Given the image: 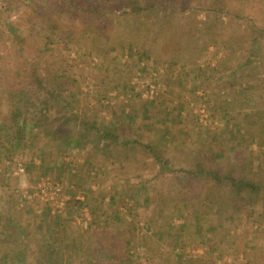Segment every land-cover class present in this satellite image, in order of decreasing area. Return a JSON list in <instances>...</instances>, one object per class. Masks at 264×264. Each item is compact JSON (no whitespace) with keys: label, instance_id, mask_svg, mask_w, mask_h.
Listing matches in <instances>:
<instances>
[{"label":"rangeland","instance_id":"obj_1","mask_svg":"<svg viewBox=\"0 0 264 264\" xmlns=\"http://www.w3.org/2000/svg\"><path fill=\"white\" fill-rule=\"evenodd\" d=\"M69 1L0 0V264H264L260 196L234 211L227 186L208 199L213 183L193 173L244 159L264 188V1L227 0L242 18L223 16L182 55L179 17L205 19L206 0H190L159 57L123 0L97 2L87 34L89 0ZM55 6L57 28L42 27ZM246 85L257 110L241 108Z\"/></svg>","mask_w":264,"mask_h":264},{"label":"trees","instance_id":"obj_2","mask_svg":"<svg viewBox=\"0 0 264 264\" xmlns=\"http://www.w3.org/2000/svg\"><path fill=\"white\" fill-rule=\"evenodd\" d=\"M83 1V0H81ZM101 0H89L90 9L88 10L89 15L85 20H81L83 24L84 34L87 32H91L92 24L96 23L94 20L97 2ZM111 2L113 0H110ZM125 2L124 7L127 9L125 12L131 17V29H137L143 38H147L148 46L147 53L152 56L151 52H154V55L159 57V46L162 42L168 40V31L170 29L173 30L175 26V20L178 17L177 11L183 12L186 9H189L188 3L190 0H123ZM264 1V0H263ZM181 2V7L178 8ZM64 3V2H63ZM80 1L71 0L67 5L68 8H76ZM66 4V3H64ZM60 7V6H59ZM59 7H54L51 12H48L46 15V11L42 13L41 23L42 27L46 28H57L56 19H52V13H58V9L62 11L63 9ZM231 8V7H229ZM228 8L227 0H206L203 1L201 5V10L204 11L205 19L199 21L201 24H198V21L194 20L192 14L185 13L183 16L179 17V19H183L182 27L186 28L187 35L184 36L181 42L182 46V55L185 53H194L200 51L198 37L202 35H206L208 33L211 34V38L215 37L212 30L220 27V23L223 20V16L229 15L233 18L240 19L242 15H239L236 10H231ZM177 11H176V10ZM228 9V10H227ZM230 10V12H229ZM59 11V13H60ZM236 11V13H234ZM93 12V13H92ZM152 18V20L150 19ZM135 32V33H136ZM10 35H13L12 32H9ZM248 35L252 41L257 40V36L254 35V32L240 35L238 41L243 40V36ZM141 37V38H142ZM9 38H12L11 36ZM133 43L138 45V41L136 39L133 40ZM185 52V53H183ZM148 56V55H147ZM169 58H176L177 55H168ZM181 56L178 59H181ZM171 60V59H169ZM37 79H40L38 77ZM51 94V91L49 92ZM239 99L240 105L243 110H257L260 108V94H258V90L253 85H246L240 88L239 91ZM16 109L11 112V121L14 124L21 122L22 124L25 122V115ZM76 118L75 115H73ZM251 123H253L251 121ZM82 125L85 127L96 128L95 125H88L87 121H82ZM259 129L261 134L264 135V123L259 125ZM104 138L111 139L113 141L117 140V135L111 132L110 130L103 129L100 131ZM25 133V127H16L15 137L22 138ZM261 138V137H260ZM261 142V141H260ZM160 164L164 169H167L166 161H162L158 158ZM207 163V162H206ZM221 167H213L208 163L203 164L198 170L193 172L194 174L204 173L207 177L206 179L213 183L209 185V188L205 191V197L213 200H217V191L213 190V188L217 186H227L229 189V195L227 197V202L234 211H238L240 207L244 204L245 194L248 193L247 198L252 194H256L255 196H260L261 203L264 206V188L260 187L259 184L255 182V174L256 170L254 167L246 160L239 159L236 160L235 163H229L224 168ZM169 170V169H168ZM251 197V202L254 201V197Z\"/></svg>","mask_w":264,"mask_h":264},{"label":"built area","instance_id":"obj_3","mask_svg":"<svg viewBox=\"0 0 264 264\" xmlns=\"http://www.w3.org/2000/svg\"><path fill=\"white\" fill-rule=\"evenodd\" d=\"M18 170L22 171V167H18ZM43 189L49 192L53 196H58L62 194L63 184L59 181H46L44 183Z\"/></svg>","mask_w":264,"mask_h":264}]
</instances>
